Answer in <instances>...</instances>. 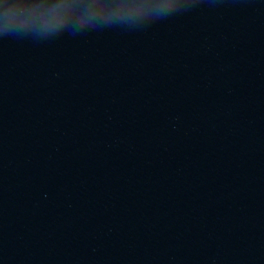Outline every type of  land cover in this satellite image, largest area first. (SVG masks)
<instances>
[{"label":"water","instance_id":"95a60500","mask_svg":"<svg viewBox=\"0 0 264 264\" xmlns=\"http://www.w3.org/2000/svg\"><path fill=\"white\" fill-rule=\"evenodd\" d=\"M0 264H264V0H0Z\"/></svg>","mask_w":264,"mask_h":264}]
</instances>
